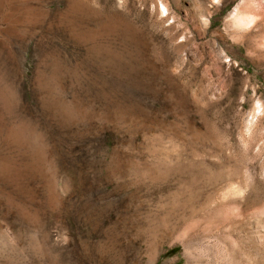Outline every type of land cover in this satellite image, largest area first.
<instances>
[{"label": "rangeland", "instance_id": "374dc122", "mask_svg": "<svg viewBox=\"0 0 264 264\" xmlns=\"http://www.w3.org/2000/svg\"><path fill=\"white\" fill-rule=\"evenodd\" d=\"M162 1L0 0V264L255 251L264 0Z\"/></svg>", "mask_w": 264, "mask_h": 264}, {"label": "bare ground", "instance_id": "6f19581e", "mask_svg": "<svg viewBox=\"0 0 264 264\" xmlns=\"http://www.w3.org/2000/svg\"><path fill=\"white\" fill-rule=\"evenodd\" d=\"M141 1H146V0H141ZM162 1V0H161ZM149 2V1H148ZM155 2V1H154ZM153 2V3H154ZM163 2V1H162ZM166 2V1H164ZM157 3V2H156ZM148 3H146L147 5ZM167 4V3H166ZM144 5V6H146ZM163 6V9L167 10V6H169L168 4L165 6V4L162 5ZM156 7V5H155ZM169 9V8H168ZM171 9V7H170ZM164 10V11H165ZM170 12H172L170 10ZM258 12V11H257ZM169 13V12H168ZM255 13V12H254ZM261 17L259 16L258 18L254 15V18H257V21L258 19L260 20V18L264 19V14H262V12L260 13ZM169 15V14H168ZM233 21H234V26H231L233 27V29L235 30H238L239 32L240 31H245L243 30L244 28L247 27L248 25V18H247V15H246V11H245V7H244V4L243 2H241L237 8L235 9V12H234V18H232ZM231 19V20H232ZM253 19V17H252ZM198 21L200 22V20L198 19ZM233 21H231L233 23ZM250 21V20H249ZM253 21V20H252ZM201 23V22H200ZM250 23V22H249ZM207 25V23H204ZM202 26V25H201ZM242 34V33H241ZM240 36V34H239ZM242 36V35H241ZM256 225V224H255ZM252 226V225H251ZM254 226V225H253ZM255 228L252 230L255 232V234L257 235V238H258V241H257V244L255 245V251L254 252H251L249 251L250 253H244V256L241 257V258H238V257H235L234 260L232 261H229L228 264H264V230H262L261 226L257 225V226H254ZM253 232V234H254ZM251 233V231H250ZM238 255V254H237ZM225 260V259H224Z\"/></svg>", "mask_w": 264, "mask_h": 264}]
</instances>
